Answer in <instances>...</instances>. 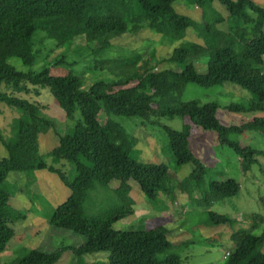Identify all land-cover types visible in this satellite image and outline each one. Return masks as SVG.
Wrapping results in <instances>:
<instances>
[{
    "label": "trees",
    "instance_id": "1",
    "mask_svg": "<svg viewBox=\"0 0 264 264\" xmlns=\"http://www.w3.org/2000/svg\"><path fill=\"white\" fill-rule=\"evenodd\" d=\"M179 1L0 0V104L20 116L15 122L14 140L0 134V144L7 153L6 158H0V255L15 237L12 223L22 219L10 204L16 194L8 182L11 172L47 171L56 175L68 195L54 208L46 224L84 238L81 245L53 254L33 250L14 264H56L63 252H71L77 264L84 256L100 252L108 253L106 264H178L179 256L165 227L113 230L116 222L134 214L130 184L136 185L147 200L160 205L166 197L175 203L173 189L191 201L195 200L191 199L194 191H200L195 205L208 209L214 202L238 194L240 185L233 179L210 183L208 192L202 188L205 167L190 150L189 126L180 131L163 128L176 166L192 167L189 175L172 188L168 168L136 161L131 153L137 139L109 117L188 118L192 125L215 133L221 146L232 149L245 174L257 164V157H264V152L228 139L231 133L264 134V5L255 0H191L200 10L196 21L178 12L183 9ZM188 34L192 39L185 41ZM156 35L180 44L168 57L156 59L154 54L143 56L135 50L122 54L112 43L138 37L153 40ZM84 37L85 43L93 46L87 49L89 69L103 72L101 62L114 60L136 72L135 84L128 86L130 73L126 78L93 82L88 88L84 75H51V68L65 63L63 58L52 61L51 53L73 45L82 48L79 42ZM50 41L54 45L48 44ZM114 51L119 54L112 59ZM12 58L25 67H32L38 60L41 69L17 71L9 63ZM162 63L176 69L158 70ZM199 67H205L204 74ZM189 84L204 89L225 84L244 90L254 87V100L248 108L231 105L228 109L261 116L240 127H226L216 119V103L181 100ZM44 89L65 118L72 119L79 110L81 120L74 128L61 132L51 118L43 117V108L35 97H40ZM101 112L106 116L102 122ZM40 124L49 126L58 139L46 157L39 151ZM62 162L73 166L74 177L62 171ZM110 185L114 206L100 216L88 215L85 204L89 195L97 187L109 190ZM29 203L32 205V200ZM205 223L232 230L233 249L226 253L223 264H264V228L259 235L254 233L263 225V217L254 214L247 228L234 230L227 216L208 211Z\"/></svg>",
    "mask_w": 264,
    "mask_h": 264
},
{
    "label": "rangeland",
    "instance_id": "2",
    "mask_svg": "<svg viewBox=\"0 0 264 264\" xmlns=\"http://www.w3.org/2000/svg\"><path fill=\"white\" fill-rule=\"evenodd\" d=\"M264 5V0H255ZM183 6L180 14L186 15L193 20L200 19V10L191 0H180ZM87 37V36H85ZM79 42L83 47L60 48L51 53L52 61L64 59V64L60 67L50 69L53 76H64L68 73L84 75L88 88L93 82L106 78H126L128 74V86L135 84V71H129L124 66L114 60L102 61L101 71L89 69L88 48L92 44L85 43L86 38ZM192 39L188 34L186 40ZM89 42L91 37L87 39ZM116 50H122V54L128 55L131 51L151 54L154 58H166L177 47L180 42L171 43L170 40L153 36V40L143 37L115 40L112 42ZM48 44H53L50 41ZM74 48V49H73ZM119 51L111 53L114 59ZM74 62V63H73ZM205 62V61H204ZM203 62V63H204ZM9 63L20 72H38L41 69V62L38 60L32 67H25L18 59L12 58ZM176 69L174 65L160 64L157 69ZM198 71L204 74L205 67H199ZM225 84L223 86L210 89L200 88L193 84L187 85L181 100L183 102L199 101L201 104L216 103L219 109L216 119L226 127H240L251 121L254 117H259V113H248L245 111L231 112L228 107L243 106L248 108L254 100L251 91ZM40 97H35V101L43 108L44 116L51 118L59 127L61 132L72 129L75 123L81 120V115L77 109L72 119H67L56 107L52 96L47 90H40ZM19 114L5 105L0 104V134L4 139H13L15 135V122ZM104 112L99 115L102 122L105 119ZM111 120L121 125L127 133L137 139V145L132 150V157L142 163L162 164L169 171L170 184L172 188L181 182L192 171L190 165L176 166L173 157L168 150L167 136L163 130L167 127L180 131L184 126L190 127L189 147L192 153L202 162L205 167L202 188L207 190L210 183H223L228 180H236L240 185V190L235 197L219 202H214L208 208H201L195 202L201 197L200 191L192 194L193 201L186 195L175 191V203H170L169 198L163 200V204H155L145 198L138 187H132L131 196L134 200V214L113 225L114 231H147L157 226H163L169 231L168 239L172 244V249L179 256L178 264H223L227 252L232 250L231 236L232 230L227 226L209 227L205 223L208 211L227 216L231 222V227L235 229L247 228L251 216L254 214L264 219V157H257V164H254L249 173L245 174L240 165L239 157L234 151L226 146H221L217 135L213 132L204 131L191 124L188 118H124L109 116ZM42 135L39 139L40 154L46 157L58 144L57 137L51 128L40 124ZM65 130V131H66ZM229 141L237 143L242 147L264 152V134L257 132L231 133ZM14 140V139H13ZM7 153L0 144V158H6ZM47 161L49 159L47 158ZM62 171L72 178L75 175L73 166L70 163H61ZM8 182L15 187V197L11 201V206L16 208L22 215L19 222L12 223L15 237L9 242L6 249L0 255V264H14L33 250L44 253H56L61 248L69 246H79L84 242V238L73 232L49 227L46 223L55 207L63 203L68 195V190L60 183L56 175L47 171H37L33 173L11 172L8 175ZM28 184V187L26 186ZM113 186L110 189L97 187L87 199L85 208L88 215L100 216L106 210L113 207L115 197ZM32 200V205L29 203ZM264 228V223L254 233L259 235ZM107 252H100L84 256L80 264H106ZM56 264H77L76 257L71 252H63L60 260Z\"/></svg>",
    "mask_w": 264,
    "mask_h": 264
}]
</instances>
